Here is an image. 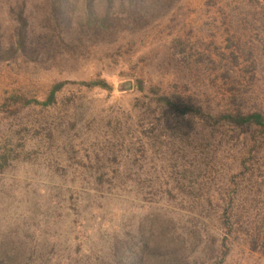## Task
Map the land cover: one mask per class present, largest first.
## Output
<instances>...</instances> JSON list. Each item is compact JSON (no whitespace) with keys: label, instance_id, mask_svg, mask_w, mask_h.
Here are the masks:
<instances>
[{"label":"rangeland","instance_id":"1","mask_svg":"<svg viewBox=\"0 0 264 264\" xmlns=\"http://www.w3.org/2000/svg\"><path fill=\"white\" fill-rule=\"evenodd\" d=\"M53 1L0 0L4 43L19 24L56 40L0 59V248L19 264H264V133L160 99L264 114V0H63L67 25ZM87 11L108 19L81 33ZM161 228L162 253L137 260Z\"/></svg>","mask_w":264,"mask_h":264},{"label":"trees","instance_id":"2","mask_svg":"<svg viewBox=\"0 0 264 264\" xmlns=\"http://www.w3.org/2000/svg\"><path fill=\"white\" fill-rule=\"evenodd\" d=\"M54 5L59 4L62 5L63 0H54ZM58 9L59 12L57 14L59 15L60 19L65 20V24H68L69 20V8H53L51 13ZM57 14H53L55 17H57ZM109 13H105L104 15L100 16L98 18L93 13L87 11L86 15H84L80 22L78 23L79 32L84 33L90 30L92 26H94L95 22L98 20L105 21L108 19ZM68 17V18H67ZM26 24V22H24ZM20 27H16L14 34L12 33L11 39L7 43H4L3 39L0 38V59H8V55L11 54L12 57L15 56V53L18 51H22L23 53L29 52V54H40V51L49 53L51 51V47L56 42L53 38L55 37L54 34H52V26H48L47 24L44 25L42 28L43 31L40 35L35 36V38L31 37L29 38L25 33L26 31L24 28L25 26H22L19 24ZM3 26L0 25V29H2ZM17 30V31H16ZM18 37H17V36ZM15 36V38H14ZM13 37V38H12ZM43 39V41H41ZM54 40V44H53ZM7 54V55H6ZM85 85L89 87H101L105 89H111V87L107 84L105 80H98L93 81L90 83H85ZM63 83L56 84L47 100L43 103H39L38 101H27L28 103L34 102L38 104H42L44 106H48L55 102L56 100V93L62 88ZM162 102H164L168 108L174 112H176L180 116L184 115H190L192 117H198L200 118L204 123H208V125L211 126L210 129L216 128L218 126H226L233 127L236 129V127L239 128H245L250 125H255L259 132L264 133V114L260 112H254L249 114H244L242 112L238 113H232V114H219V115H213L211 113H206L201 108H197L193 105L186 104L183 101H181L180 97H162L160 98ZM208 127V126H207ZM12 157L11 153L3 154L0 159V168H4L7 164L9 159ZM152 233L149 234V237L147 239L140 238L138 249L140 250L138 254H134V257L139 259V261H144L147 258L149 259L151 257V251L147 252V249L144 247L148 244L156 243V254L162 253L160 251L161 246L165 247L168 241V238L166 236V232L163 228H161L158 231H151ZM14 253V254H13ZM22 253L17 252L15 253L13 247H3L0 248V264H19V262H16L18 257L20 258ZM151 254V255H150ZM124 256L118 255V259L121 260V262L124 261Z\"/></svg>","mask_w":264,"mask_h":264},{"label":"water","instance_id":"3","mask_svg":"<svg viewBox=\"0 0 264 264\" xmlns=\"http://www.w3.org/2000/svg\"><path fill=\"white\" fill-rule=\"evenodd\" d=\"M134 87V84L132 81L125 82L119 85V90H132Z\"/></svg>","mask_w":264,"mask_h":264}]
</instances>
